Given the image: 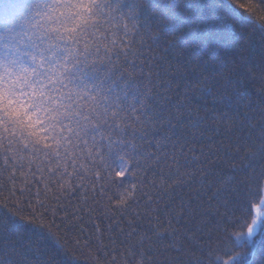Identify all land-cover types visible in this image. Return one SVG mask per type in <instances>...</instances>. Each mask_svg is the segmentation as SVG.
<instances>
[{
	"label": "snow or ice",
	"instance_id": "obj_1",
	"mask_svg": "<svg viewBox=\"0 0 264 264\" xmlns=\"http://www.w3.org/2000/svg\"><path fill=\"white\" fill-rule=\"evenodd\" d=\"M201 7L206 5L191 0L163 6L153 0H0V174L7 172L13 197L16 191L23 195L35 189L36 201L44 207L45 200L59 203L73 194H83L87 204L91 192L98 206L107 197L109 211L137 203V185L146 181L137 174L142 160L161 162L156 153L145 155L147 148L157 153L167 148L173 138L169 133L183 123L180 116L195 99L196 89L186 82L183 100L177 95L176 112L165 115L161 101L171 100L160 89L170 90L171 84L148 86L153 76L161 78L156 69L169 63V49L176 47L162 35L164 26L195 28L191 34L198 35L204 23L196 14ZM215 7L225 12L226 23L230 15L264 34V23L254 20L243 4L222 0ZM182 37L183 32L174 39ZM162 41L167 47L160 48ZM197 48L199 44L184 41L177 55L192 57ZM157 49L164 53L162 59L145 55ZM261 129L244 157L254 174L235 193L240 199L232 201L239 215L226 212L220 217L223 227L217 224L218 233H224L216 237L224 255L211 247L210 235L207 264H256L253 254L258 245L264 246V171L254 172L257 163L264 167V124ZM153 173L162 182L153 180L154 188H162L173 176L182 179L178 169ZM24 225L44 227L30 202L17 201L11 215H0V264H56L55 254L42 244V233L23 240ZM48 233L53 235L51 226ZM127 255L131 259L123 264H148L151 259L150 252L134 246ZM259 264H264V250Z\"/></svg>",
	"mask_w": 264,
	"mask_h": 264
},
{
	"label": "trees",
	"instance_id": "obj_2",
	"mask_svg": "<svg viewBox=\"0 0 264 264\" xmlns=\"http://www.w3.org/2000/svg\"><path fill=\"white\" fill-rule=\"evenodd\" d=\"M171 2L173 0H153L161 6ZM191 2L206 5L196 13L204 17L199 34H191L195 28L186 31L175 25L164 26L162 35L176 47L169 49V63L156 69L161 78L153 76V84L148 86L159 88L161 82L171 84L170 90L160 89L161 95L171 100L170 103L161 101L166 107L165 115L176 112L175 105L180 102L177 95L182 101L187 91L186 82L196 89L195 99L181 114L183 123L177 125L174 134L169 133L173 138L167 148L158 153L156 148H147L145 155L156 153L161 162L142 160L143 168L137 174L140 179L146 177V181L137 185V203L130 201L123 210L109 211L107 197L98 206L91 201L93 193L89 192L87 204L83 194H73L65 195L59 203L54 199L45 200L41 207L36 201L35 189L23 195L16 191L13 197L7 172L0 174V215H11L17 201L30 202L38 223L42 219L44 227L24 225L23 240L35 239L42 233L46 237L42 244L55 254L56 264H123L131 259L127 249L133 246L137 251L151 253L148 264H196L198 259L207 264L210 235L213 237L211 247L218 248V254L224 255V245H218L216 239L217 224L223 227L220 217L226 212L235 211L239 215L232 201L240 199L235 193L243 188L247 177L254 174L244 158L246 147L257 141L264 124V34L230 15L226 23L225 12L215 7L222 0ZM232 3L243 4L254 20L264 23V0H232ZM181 32L183 37L174 39L181 37ZM184 41L199 44L192 57L177 55ZM165 47L162 41L160 48ZM145 55L164 57L159 49ZM190 59L194 61L192 64ZM136 71L139 74V69ZM197 78L199 84L194 83ZM162 123L167 125V121ZM173 156L178 164L173 162ZM177 169L182 179L173 176L162 188L152 187L153 180L157 185L162 184L153 170L167 175ZM261 171L264 167L257 163L254 172ZM21 186L17 180L16 188ZM141 188L144 195L140 194ZM102 207L107 215L100 210ZM112 207L115 208V201ZM49 226L53 235L48 233ZM218 234L224 235L223 232ZM262 250L264 246L258 245L253 254L256 264L260 262ZM216 254L213 253V259Z\"/></svg>",
	"mask_w": 264,
	"mask_h": 264
}]
</instances>
